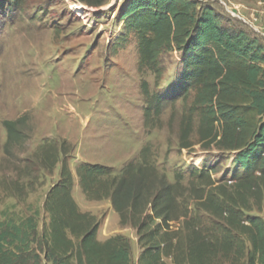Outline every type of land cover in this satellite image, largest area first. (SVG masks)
Instances as JSON below:
<instances>
[{"label": "trees", "instance_id": "1", "mask_svg": "<svg viewBox=\"0 0 264 264\" xmlns=\"http://www.w3.org/2000/svg\"><path fill=\"white\" fill-rule=\"evenodd\" d=\"M73 1L93 9L107 4ZM116 17L122 29L112 48L134 40L140 74L158 83L163 58L177 53L180 60L171 100L141 82L143 126L157 129L166 106L179 102L178 150L233 153L235 168L229 173L211 162L193 168L186 183L180 172L170 182L145 147L118 172L79 164L83 197L108 200L119 226L135 231L136 264H264V219L245 215L264 214V39L197 0H124ZM17 124L3 122L5 150L20 140ZM72 149L65 140L39 149L43 170L59 165L58 180L45 194L41 219L38 211L22 218L0 212V264H132L130 240L100 241V221L73 199Z\"/></svg>", "mask_w": 264, "mask_h": 264}, {"label": "rangeland", "instance_id": "2", "mask_svg": "<svg viewBox=\"0 0 264 264\" xmlns=\"http://www.w3.org/2000/svg\"><path fill=\"white\" fill-rule=\"evenodd\" d=\"M123 1L107 0L93 9L73 0H0V212L22 218L38 211L42 218L43 200L58 180L59 165L48 173L37 154L43 144L61 140L73 147L68 165L75 182L79 164L118 172L125 163L137 161L145 147L170 182L180 172L186 183L193 168L211 162L225 172L234 170L233 153L187 155L178 150L179 102L166 106L157 129L143 126L141 82L149 94L171 100L180 60L177 53L166 55L165 71L155 83L150 73L138 71L134 40L122 49L112 48L122 29L116 15ZM197 1L224 12L220 0ZM240 12L258 18L264 2L241 3ZM5 121L18 122L20 132V140L7 150ZM72 196L81 211L100 221V239L122 235L130 240L136 264L140 250L135 231L119 226L109 201H86L78 185ZM245 215L264 219L256 209Z\"/></svg>", "mask_w": 264, "mask_h": 264}, {"label": "built area", "instance_id": "3", "mask_svg": "<svg viewBox=\"0 0 264 264\" xmlns=\"http://www.w3.org/2000/svg\"><path fill=\"white\" fill-rule=\"evenodd\" d=\"M227 2V3H225ZM220 4L224 13L233 20L242 23L245 27L251 30L254 34L264 39V12H261L258 18L252 15L249 17L243 16L240 12L241 3L227 0H220Z\"/></svg>", "mask_w": 264, "mask_h": 264}, {"label": "crops", "instance_id": "4", "mask_svg": "<svg viewBox=\"0 0 264 264\" xmlns=\"http://www.w3.org/2000/svg\"><path fill=\"white\" fill-rule=\"evenodd\" d=\"M73 183H74V187H75V185H77V182H75L74 179H73ZM98 238H99V232H98ZM99 240H100V241H104V240H106V239H104V238H103V239H100V238H99Z\"/></svg>", "mask_w": 264, "mask_h": 264}]
</instances>
